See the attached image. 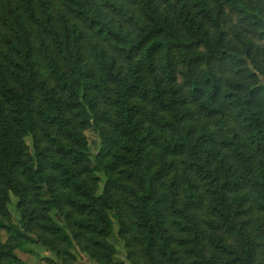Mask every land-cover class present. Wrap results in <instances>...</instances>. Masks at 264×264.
<instances>
[{"label": "trees", "instance_id": "trees-1", "mask_svg": "<svg viewBox=\"0 0 264 264\" xmlns=\"http://www.w3.org/2000/svg\"><path fill=\"white\" fill-rule=\"evenodd\" d=\"M231 13L264 40V0H0V264H116L111 211L132 264H264V47Z\"/></svg>", "mask_w": 264, "mask_h": 264}, {"label": "rangeland", "instance_id": "rangeland-1", "mask_svg": "<svg viewBox=\"0 0 264 264\" xmlns=\"http://www.w3.org/2000/svg\"><path fill=\"white\" fill-rule=\"evenodd\" d=\"M230 15L232 16L233 24L236 26L238 31L237 34L235 32H232V35L228 38L229 43H231L228 45H230L232 49H235L239 54H245L246 52L245 39L255 44V47H252L253 49L252 51L253 53H251L252 55H254L256 48L264 47V40L258 38L256 34L249 33L247 27L239 23L237 15L233 13H231ZM250 62L253 65L254 73L257 76L256 79H253V82L256 81L258 83L264 84V64L262 57L259 56L255 59V61L250 60ZM181 69L182 66L180 67V70ZM223 74H227V73L225 72ZM179 80L180 81L182 80L180 76H179ZM86 135L90 141L92 152L96 153L99 146V136L97 132L94 129H88L86 131ZM28 143L31 144L30 141H28ZM102 188H103V184L100 187L99 190L100 192H102ZM15 200L16 197L12 195V202H15ZM9 209L11 211V214L13 215L14 221L18 223L20 219V214L16 209L15 205L14 204L9 205ZM110 214L114 222V234L112 236L111 241L117 250V254L114 260L116 264H132L127 256L125 241L119 238L117 234L118 222H117L116 213L114 211H111ZM1 233L3 240H6L8 237L6 232L2 231ZM35 238L37 237L35 236ZM31 248H33V252H26L19 249L16 251L20 260L22 261V264H63L62 260L58 257L56 252L48 249L47 246L42 245L41 243H37L31 245ZM69 264H99V263L89 259V257L86 254L80 253L79 259L76 262L73 261Z\"/></svg>", "mask_w": 264, "mask_h": 264}]
</instances>
